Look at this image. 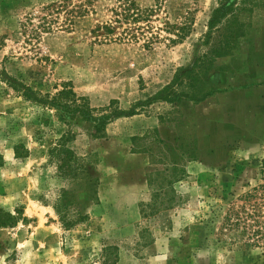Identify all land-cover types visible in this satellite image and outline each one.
<instances>
[{"label":"rangeland","instance_id":"374dc122","mask_svg":"<svg viewBox=\"0 0 264 264\" xmlns=\"http://www.w3.org/2000/svg\"><path fill=\"white\" fill-rule=\"evenodd\" d=\"M82 1L0 0V222H10L8 213L20 218L0 226V264H103L104 245L119 247L117 264H264L263 247L227 225L246 204L260 206L264 219V0H232L222 18L216 11L230 0H134L155 10V31L164 19H194L182 43L161 39L150 48L97 30L118 0H92L71 23L70 8ZM232 16L244 35L228 55L213 60L207 75L208 65L191 74L195 82L183 77L229 33L226 25L239 26L228 22ZM178 76V91L203 89L208 97L150 101ZM9 77L49 100L67 85L93 115L111 116L107 136L94 138V123L76 109L26 100ZM68 131L69 146L100 181L97 202L79 191L71 215L78 209L89 218L70 229L55 205L79 179L62 177L50 155ZM148 134L140 144L152 156L132 152L133 137ZM156 136L182 145L177 162L186 173L174 183L172 207L151 213L164 182L155 173L166 166Z\"/></svg>","mask_w":264,"mask_h":264},{"label":"trees","instance_id":"16d2710c","mask_svg":"<svg viewBox=\"0 0 264 264\" xmlns=\"http://www.w3.org/2000/svg\"><path fill=\"white\" fill-rule=\"evenodd\" d=\"M92 3V0L82 1L77 5H74L70 8V22L79 15H85L90 12L89 5ZM88 4V5H85ZM233 1L230 0L225 4V11L222 12V8H219L216 12L220 13V17H226L229 14V9ZM111 17L104 21L101 25H98L97 30L103 32V37L112 41H128V42H139L143 41V46L145 48H150L156 42L161 39H167L168 42L177 44L182 43L192 32L194 19L186 17L184 21L171 23L168 19L162 21V27H159V31L154 30L152 16L155 12L152 8L142 9L139 7L134 0H118V4L112 9ZM143 22V23H142ZM228 22L235 23V29H229V26L226 25V30L228 34H223L222 40L218 44L214 45L210 52L204 55L202 58L196 61V64L193 67L188 68L183 77L196 73L199 69L206 67L205 75L207 72L212 69L213 60L217 57H223L228 55L229 48L232 44H236L240 36L244 35L242 30V23L238 24V19L236 16H232L228 19ZM45 26V25H43ZM119 29H122L119 32L118 37H113ZM160 31H165L168 33L167 36H163ZM193 78V79H192ZM191 80L194 82L198 80L196 76H193ZM179 76L175 81H171L167 84L161 91L154 95L150 101L160 99V101H166L170 103H175L182 100L185 97L190 98V100L195 103L205 100L209 93L203 91V89L198 90L197 92L186 93L187 91H178L176 88V81L179 80ZM182 79L180 84H182ZM8 84L18 92L26 100L39 102L41 105H58L67 111L76 109V112H82L83 116L87 117L89 121L94 123V127L91 135L94 138H103L107 136V126L111 122V116H96L93 115L91 109L87 106L86 103H78V97L71 88H68L67 85L64 88L56 93L49 100L47 99L50 93H42L34 90L27 84L17 81L14 78L9 77ZM194 85V84H193ZM192 85V86H193ZM70 97V101H65L62 97ZM73 112V111H72ZM130 114H134V111H131ZM119 116V115H118ZM158 130H156V134ZM152 135L148 134L143 137L134 136L133 137V148L132 152L134 153H147L150 157L152 156L153 149L146 147L143 144H140L141 140H145ZM74 135L68 131L62 135L58 143L51 147L50 155L51 157L57 159L58 170L62 177L70 180V177L79 179V185L75 189L63 188L61 190L60 198L55 205L56 213L58 214L60 221L66 229L73 228L79 223H83L86 219L89 218L87 213H82L80 210H76L74 215V207L79 206L78 194L79 191H82L90 200L97 202L99 200V184L100 181L98 178L94 177L88 167L84 165L80 158L77 156L76 152L72 147L69 146V142L72 141ZM156 138H158L156 136ZM158 143L164 145L165 148L161 150L162 156L158 159L159 163L163 162L166 166L163 170H157L156 175H162L164 182H160L157 186L158 189L153 193V202L148 204L151 207V213H154L162 208H170L173 205L175 200V189L174 183L184 177L186 169L184 167H179L177 159L178 154L176 150L182 145H174L162 138L156 140ZM198 147L194 144L193 149L189 154V158L197 159ZM28 152V151H27ZM161 161V162H160ZM153 176H148V183L150 186L154 183ZM166 195V198L161 196ZM161 197V203H157V199ZM145 206V205H143ZM248 205H243L240 209L232 211L227 217V225L229 229L233 230V235L237 237L239 234L241 238L244 237L245 233H248L247 240L250 246H260L264 250V219H262V211L259 209L260 206L249 205L253 207H247ZM259 207V208H258ZM156 209V210H155ZM243 209V210H242ZM141 212L145 215H150L147 213L146 209L143 207ZM147 213V214H146ZM10 222H0V226L12 224L13 222L19 221V217L8 213ZM13 222H12V221ZM235 236V237H236ZM236 237V238H237ZM264 253V251H263ZM102 257L104 258L103 264H117L119 260V247L114 245H104L102 248Z\"/></svg>","mask_w":264,"mask_h":264}]
</instances>
